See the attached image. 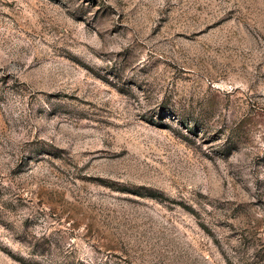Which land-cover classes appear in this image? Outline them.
Returning <instances> with one entry per match:
<instances>
[{"label":"rangeland","instance_id":"rangeland-1","mask_svg":"<svg viewBox=\"0 0 264 264\" xmlns=\"http://www.w3.org/2000/svg\"><path fill=\"white\" fill-rule=\"evenodd\" d=\"M0 264H264V0H0Z\"/></svg>","mask_w":264,"mask_h":264}]
</instances>
